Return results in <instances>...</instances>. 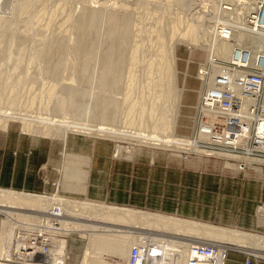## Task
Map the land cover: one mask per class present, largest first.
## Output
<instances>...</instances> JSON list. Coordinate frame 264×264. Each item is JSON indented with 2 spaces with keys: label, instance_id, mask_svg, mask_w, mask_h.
Instances as JSON below:
<instances>
[{
  "label": "rangeland",
  "instance_id": "obj_1",
  "mask_svg": "<svg viewBox=\"0 0 264 264\" xmlns=\"http://www.w3.org/2000/svg\"><path fill=\"white\" fill-rule=\"evenodd\" d=\"M25 6H29L30 9L29 7L27 9ZM193 11L194 2H189V0H0V20L2 23H4L3 25L2 23L0 25L3 27L2 29L0 28V38L2 39V41L0 40V79L2 81L0 82V88L2 87V90L0 91V97L3 95V97L0 98V115L4 113V119H8V122L6 123H9L4 130L0 128V132L7 133L11 130L22 137L39 140L42 144L47 145L46 148H44L41 157H45L47 154H49L50 150L52 155V151L54 150V158H56L54 164L55 169L53 171L51 169L52 165H44L49 167L48 169L46 168L47 172L49 171L48 174L50 176L48 181H45V178L42 180L49 188L48 191L42 193H25L39 195L45 198H50L52 195H55L56 198L61 200H69V202L73 201L99 204L83 195L84 192L82 191L73 192L77 191L74 190V188L72 191L66 190L68 189V174L72 173L76 167H79H75V165L71 163H75L71 157H77L80 155L70 150V141L72 140H76L77 145L81 146L83 149H86L88 154L93 153L96 150L98 143H103L101 145H105L106 150H103L102 148V151L106 152L109 150V154L111 155L112 159H114V161L135 163L138 164L136 165L137 167H140L139 163L143 164L141 165L142 167L144 164H148L149 167H152L154 170H159V168L166 169L168 167H176L191 176L192 174L196 173L199 175V177H202L201 175L209 177L213 176L219 181L223 179H229V181H238L242 184L250 183V185H264V172L262 173L261 169L259 170L261 164L256 160H245L243 159V154L241 153H230L228 151L214 149L209 147L206 143L196 140V135L198 134L197 132L199 130V122L202 119L199 113L200 101L203 92L208 85V80L204 79L202 74L206 70H209V72L211 71V67L208 66V61L214 55V47L212 46L215 42H217V39H213L204 32L201 25L203 18L201 16L199 18H193ZM95 12H97L96 15L101 14L102 18L100 15L99 17L100 19L104 20L103 22L101 20V27L99 29H95V32L81 34L82 31H78L79 29L76 27V25L79 23V20H81L85 13L87 14ZM112 17L114 19H120V21L127 22L128 29L122 30V33L128 37V41L126 43H123L121 40H119V37L116 38V41H110L108 40L110 38L106 37L108 35L107 31L105 33L106 29L104 22L105 20L109 21ZM154 29H156V32H153ZM192 30L196 32L195 36L186 34L187 31ZM98 33L105 34L102 35ZM82 35H84V37ZM94 36H97V38H92ZM89 37L90 39L94 40L93 43L95 44L90 45L89 43V45H85L83 42L82 45H78V42L81 38L86 40ZM193 37H195L196 40L193 39ZM160 39L164 40L163 46L165 47L160 50L166 51L164 53L170 57L167 58L168 60H171L170 62L172 63L174 71L172 72V75L174 76H172L173 79H171V81L172 87L175 89L174 93L177 95V97H175L176 95H173V98L167 101L169 104L165 102L167 105H165L164 102L155 99L157 98V93H160L159 88L161 89L167 78L161 79L164 78V76L157 74L158 72L155 71V66L152 67H154L153 71L156 73L152 71L154 74H150L148 72L149 68L151 67L148 66L149 63L150 65H153L158 62L159 64H155L156 67L161 64L160 61H162V54H160L159 47H156L159 46L157 43L159 42L160 44ZM89 42L92 41L90 40ZM135 45H137V47ZM77 46H87V49L82 47V49L78 48V50H75L77 49ZM90 48L94 49L91 50ZM155 50H158V53ZM74 51H80L82 53H86L88 51L93 52L91 57L89 56V60L92 62H85L84 65L86 66L80 70H77V68L74 66L75 59L70 55V53ZM8 53L9 57L6 56ZM132 55L134 58H136L133 61L139 62H133L134 65L137 64L135 68L133 67L134 65L130 66L131 63L129 62V59L132 57ZM157 55H159L160 58L157 57ZM114 56L124 58L128 57L129 59L123 58L124 62H122L124 64L121 68H119L121 70H115V74H117L118 71L119 73L117 75L114 74L109 79H107V81L111 83V87H108V83L107 88L114 90L111 91L106 88H104V90L99 84V80L101 79V70L103 69L102 66L108 63V61L109 63L111 61L112 63L113 61L116 62L117 57H115V59L113 58ZM81 58L83 59V57ZM88 58H86V60H88ZM91 58H93V60ZM112 58L114 60H112ZM86 60L83 59V62ZM48 64L51 67H47ZM129 66L133 68L132 70L128 71ZM27 69L28 76H24ZM50 69H52L55 73V75L52 77L48 76V71ZM83 69L87 73L84 72ZM79 71L82 73L84 72L85 78L87 76L88 78L80 80L78 77ZM146 71L149 73V75H146ZM10 74L13 75L10 76ZM129 74H134L133 76L135 78L132 76V80L126 79L129 78ZM147 76H150L153 79H149L150 77L147 78ZM113 77L115 78L114 80H112ZM151 80H153L152 83H150ZM7 81H10V83L19 81L21 83L17 84L14 82L13 84H8ZM114 81L115 83H113ZM130 81H133V86L131 89H129L131 86V84H129L131 83ZM152 84L154 86L153 88H150L152 87ZM10 85L14 86L15 89L10 90ZM115 85L119 87H113ZM148 85H150L149 88ZM49 87H54L56 89L55 94L50 97L46 94ZM71 88H75L78 91L79 96L72 104L68 105L67 107L62 106V102L68 97V90ZM127 90H134V92L130 93V91ZM2 91H5V93ZM128 92L130 94H128ZM128 95L130 96L125 99V97ZM105 98L110 99V104L113 103L114 107L116 108H114L115 110L113 111L115 114V121L113 120L114 122H111L110 120L109 122L105 121V123L102 122L103 120H99V118L101 119L100 105H102L101 102H105L102 101ZM10 99H13L14 101ZM127 101L128 103H126ZM32 102L34 104H31ZM154 102H156L155 105ZM139 103H145V105H140ZM161 103L164 104L166 108H169L171 104L172 106L167 109L169 112L166 111L168 113L166 115V119L169 121V125L166 124V126H169V132L166 133V130H163V133L161 130V134H159L160 130H157L159 131L158 133L156 130H152V128L155 129V127L152 125L156 123L154 122L155 120L157 121V119L160 118H158V115H160L166 109ZM130 104L134 106H131ZM156 105L159 106V108L156 107ZM135 106L137 110L135 109ZM160 106L163 109H161ZM140 107L142 110H145L146 108L147 109L146 111H142L141 109L138 110ZM130 108H133V110H130ZM155 109L158 111L155 112ZM148 111L153 112V116H150L152 114L148 115ZM128 118H131V120ZM126 119L129 120L132 125ZM141 119H145V121ZM38 120H41L42 123H34ZM57 122H59V124L65 122V125L61 124L62 126H60ZM23 123H25V126L26 124H32V126L30 125L29 127H25ZM56 125L59 126V129L54 128ZM75 125L82 126L84 128H91L93 130L98 128L100 129L102 127L105 128L106 132L108 131L107 129L110 130L112 128L111 132L116 129L115 131L119 130L117 133L120 132L122 135H127L130 133L131 135H121L117 138L114 137L115 135L108 136V133L104 134L105 132L96 133L93 131L94 133L91 132V134L68 133L65 141L63 142L58 137L56 138L54 136L56 134L55 132L52 133V131H55V129H57L56 132L60 129H63V126ZM45 126L46 131H48L47 127L50 128L49 131L52 130L50 133H48L51 135L47 136V134L46 136H42L41 133L45 132V130H43V127L45 128ZM40 128L41 130L39 134ZM32 130H35V132H32ZM132 131L137 132L135 134L140 135L135 137L136 135L132 133ZM151 131L152 133L154 131L157 137L159 135V140H166L167 138L165 139L164 136L167 134V137L169 136V139L171 140L177 138L178 140L182 139L183 141H188L186 142L187 144H182V147H179V145H177L178 143H173L175 140H173V144H168L164 148L163 146H154L151 142L148 143L149 141L145 142L144 140L146 136H152L154 134L150 133ZM132 134L135 136H132ZM144 135L146 136L144 137ZM155 135H153V137ZM142 137L143 139H141ZM136 138L138 139L137 141ZM67 141L68 151L66 150ZM139 141L142 142L140 143ZM190 141H192L191 145L188 144ZM193 142L196 146L193 145ZM50 145L51 149L49 150L48 146L50 147ZM194 146L196 148H194ZM120 147H122V149H120ZM26 156H31V153L26 154ZM89 164L90 163L82 164V172L85 173L86 177L89 170ZM65 167H70L67 171L71 172L65 174ZM80 171L81 170L79 169L78 172ZM73 181H75V179H73L72 182ZM85 181L86 179L84 180V183L78 181V186L82 187L83 185L85 187ZM63 185L66 187H62ZM260 200L261 199H259L255 207L256 214L259 215L262 220L260 221L261 224H259V229L254 228L248 231L239 227L236 228L215 224H213V226L264 237V218H262L260 214L261 208L264 207V202ZM1 206L3 207L1 208ZM7 206L8 204L6 203L5 205L0 204V209H6L9 211L15 209V211L17 210L16 212L20 214H27L25 211H31L29 214L32 216L29 217H35L36 215L37 217H41L47 216V211H49L53 206L58 205L53 202L50 206L43 210H25L22 205V207L17 206V208L16 206L14 208H7ZM19 208H22L23 210L20 211L24 212L21 213ZM61 208L63 209V207ZM6 210L5 212L0 213V237L5 240L7 237L4 236L7 233L9 226L14 225V223L11 224V220L17 219L16 216L11 215L8 217L9 221H7ZM32 213H36V215ZM63 215L66 219L63 221L67 223L69 221L79 224V222L82 220H86L83 222L88 221V224L92 222L94 224H100V221L94 217H91V221V218L89 217H75L68 211ZM178 218L191 220L183 217ZM32 220L34 222V219ZM23 221L31 222L28 219ZM107 223L110 225L113 223L118 224L116 226H128V230L130 232H137V239L139 237L143 238L155 234L167 235L163 234L165 230L147 226V224L143 222L137 221L131 223H111L107 221ZM31 225L35 226L36 223ZM73 226L71 225L68 226V228H64L66 232L58 231L59 228L57 226V233H54V237L57 240L66 241L65 250H67L64 252L66 256L63 258V262L65 264H68L69 262L68 254L71 252L70 247L72 248L73 264H80L79 262H81L84 249L88 244L87 238L85 236V233L88 232H83V230L78 231L76 224ZM13 228L12 230L16 229V227L14 229ZM35 230L36 229L32 228L31 226H26L21 229V231L28 236L32 235ZM68 231L70 232L68 233ZM121 237L125 239L127 238L126 235ZM106 238L114 239L113 236H108ZM115 238L118 239L117 237ZM201 240L223 245L221 241L218 242V240ZM68 241L70 243H68ZM2 244L6 246V242H3ZM11 254L14 255L13 251ZM229 254H235L234 257L237 259V264H264V260L252 256L245 250H227L224 264L226 263ZM0 256H3V259L1 258L0 260L5 261V263L7 260H11L6 257L4 258L5 255L3 250L0 251ZM106 259L108 262L112 261V264H116L115 262H117V259H114V257L110 255ZM12 261L15 260L13 259ZM120 262L121 261L118 263Z\"/></svg>",
  "mask_w": 264,
  "mask_h": 264
},
{
  "label": "bare ground",
  "instance_id": "obj_2",
  "mask_svg": "<svg viewBox=\"0 0 264 264\" xmlns=\"http://www.w3.org/2000/svg\"><path fill=\"white\" fill-rule=\"evenodd\" d=\"M25 7L28 9L29 6H25ZM29 9H30V7H29ZM96 13L97 12H95V13H87V14L85 13L82 16L81 20H79V23L76 25V27L79 29L78 31H82L81 34H84V33H87V32H88V34L91 33V32H95V29H99L101 27L100 26L101 25V20H102V19H100L101 14L96 15ZM99 15H100V17H99ZM103 19H105V18H103ZM103 21L104 20H102V22ZM1 23H2V21L0 20V25H1ZM104 23H105V29L106 30L104 28H102V29L105 30V33L107 31V35L108 36H106V37H109L110 38L108 40H110V41H112V40L113 41H116V38L119 37V40H121L123 43H126L128 41V37L125 34L122 33V30H127L128 29V25H127V22L126 21H120V19H114L112 17L109 21L105 20ZM3 24L4 23H2V25ZM0 28L2 29L3 27L0 26ZM155 30L156 29H154L153 32H156ZM158 32H160V31H158ZM195 33L196 32L193 31V30L186 32V34H188V35L191 34L192 36H195ZM95 34H97V33H95ZM98 34H102V33H98ZM104 34H102V35H104ZM159 34H161V33H159ZM82 36L84 37V35H82ZM95 37L97 38V36H94L92 38H95ZM102 38H104V37H102ZM159 38H161V37H159ZM157 39H158V37H157ZM193 39L196 40L195 37H193ZM0 40L2 41L1 38H0ZM90 40L92 42H89ZM95 41H96V39H95ZM163 41L164 40H161L160 44H159V42L157 43L159 46H156V47H159V50L160 49L162 50L163 47H164L163 46L164 45L163 44ZM83 42H84L85 45H89V43H90V45L95 44V43H93L94 40L90 39V37L88 39H86V40L84 38H81L79 40V42H78V45L79 46L82 45ZM79 46H77V49H75V50H78V48L82 49V47L84 45L81 46V47H79ZM135 46L137 47V45H135ZM244 46L249 49L248 50L246 48V50L248 52L247 53L248 55L250 54L251 56H255V55L259 54V52H263L264 53V32H260V34L258 36H255V35L237 34V35H234L229 41H227V40H217V42H215L212 47H214V51H213L214 56H216L217 58H219L221 64L223 65L224 62L227 63L228 61H231V59H232V51H233L234 48L239 47L240 49H242V47H244ZM86 47L87 46H85L83 48L87 49ZM91 47H93V46H91ZM94 48H95V46H94ZM94 48H90V49L93 50ZM136 50H139V49H136ZM161 50H160V54H162V61H160L161 64L158 67H156L155 64H159L158 62L155 63V64H153V65H150V63H149L148 66H151V67L149 68V71L148 72L150 74L156 73V72L153 71L154 70V67H152V66H155V71L158 72L157 74L164 76V78H161V77L160 78L161 79L167 78V80L165 82L164 81H161V82H164L165 84H163V86L161 87V89L159 88V92L160 93H157L156 92L157 93V95H156L157 98H155L156 100L158 99V101L160 100V101L164 102L165 105H167L165 102L171 100L173 98V95H176L174 93V90L175 89H173V87H172V81H171V79H173L172 76H174V75H172V72H174V71H173L172 63L170 62L171 60H168V58H167L169 56H167V54L164 53L166 51H164V50L161 51ZM133 52H134V50H133ZM156 52L158 53V50ZM92 54H93V52H91V51H88L86 53H82L80 51H74V52L70 53V55L75 59L74 66H75V68H77V70H80L83 67H85L86 66V65H84L85 62L86 63L92 62V61L89 60ZM136 55H138V54H136ZM6 56L9 57V53ZM94 56H95V54H94ZM81 57H83V59H85V60H86V58H88V57L89 58H88V60H86V61L83 62V59ZM115 57H117V56H114L113 58H115ZM157 57L160 58L159 55H157ZM113 58H112V60H114ZM123 58L124 57H117L116 62L113 61V63H112V61H111L109 63V61H108V63H106L104 66H102L103 69L101 70L102 72H101V76H100L101 79L99 80V84H100L101 87H103V89L104 88L108 89L107 88V85H108L109 82L107 81V79H109L112 75H114L115 72L119 68H121L123 66V64H124L123 63L124 62ZM125 58L127 59L128 57H125ZM91 59L93 60V58H91ZM134 59H136V58H134V56L132 55V57H130V59H129V62L131 63V65L129 63L130 66H133L134 65V63H133V62H135V61H133ZM7 60H9V59H7ZM135 63H139V62H135ZM136 65H134L133 67L135 68ZM130 66H129L128 71L129 70H132V68H133V67L131 68ZM47 67H51V66L48 64ZM119 70H121V69H119ZM83 71L86 72L84 69H83ZM133 71H135V70H133ZM133 71H131V72H133ZM152 71L154 73H152ZM48 72H49L48 73V76L49 77H52V76L55 75V73H54V71L52 69H50ZM84 72L83 73L80 72V71H79V73L76 72V73H78V77L80 78V80L88 78L87 74H86L87 77L85 78ZM118 73H119V71H118ZM147 73H146V75H149V73L148 74ZM117 74H115V75H117ZM12 75L13 74H10V76H12ZM74 75H75V73H74ZM133 75L134 74H129V78H126V79L132 80L131 78L134 77ZM24 76H28V69H27V71H26V73H25ZM76 76H77V74H76ZM0 77H1V74H0ZM114 77H113L112 80L115 79ZM149 77L150 76H147V78H149ZM152 77H153V75H152ZM152 77H150L149 79H153ZM209 78H212V75ZM20 81H22V80H20ZM147 81H149V80H147ZM0 82H2L1 79H0ZM7 82H8V84L10 83V81H7ZM14 82L17 83V84L18 83H21L19 81H14ZM14 82H11L10 84H13ZM116 82H117V80H116ZM132 82L129 83V84H131V86L129 87V89H131V87L133 86V83ZM152 82H153V80L150 81V83H152ZM113 83H115V81ZM110 85H111V83H109V86L108 87H111ZM210 85H211V81L208 79V85L207 86H210ZM116 86L117 85H115L113 87H115V88H118L119 87V86H117V87ZM149 86L150 85H148V88H149ZM151 86L152 87H150V88H153L154 85L152 84ZM10 87H11L10 90L15 89L14 86H11L10 85ZM1 88H0V91L2 90ZM132 89H135V88H132ZM108 90H111L112 91L114 89H110L109 88ZM127 91H130V90H127ZM9 92H11V91H9ZM55 92H56V89L54 87H49L46 94L50 97V96H53L55 94ZM132 92H134V90L130 91V93H132ZM3 93H5V91ZM130 93L128 92V94H130ZM154 94H155V92H154ZM4 95H7V94H4ZM9 95H11V94H9ZM235 95H236V97H235L234 101H236L239 104L240 97H239L238 94H235ZM78 96H79L78 95V91L75 88L69 89L68 90V97L66 98V100H64L62 102V106L67 107L68 105L72 104L74 102V100H76V98ZM129 96L130 95H128L127 97H125V96L124 97L126 99ZM2 97H3V95H2ZM2 97H0V98H2ZM175 97H177V95ZM10 100H13V99H10ZM109 100L110 99L105 98L104 100H102V101H105V102H101L102 105H100V107H101V112H100L101 119L99 118V120L100 121L103 120L102 122H105V121H108L109 122L110 120H111V122H114L115 121V119H114L115 118L114 117L115 114H114L113 111L116 108L114 107L113 103L110 104V101ZM156 100H154V101H156ZM124 101H126V100H124ZM128 101L126 103H128ZM34 102H36V101H34ZM7 103H9V102H7ZM10 103H13V102H10ZM155 103L156 102H154V105H155ZM157 103H159V102H157ZM167 103L169 104V102H167ZM31 104H34V103L32 102ZM132 104H134V103H132ZM139 104L140 105H145V103H143V104L139 103ZM164 104H162V106ZM165 105H164V107L166 108ZM131 106H134V105H131ZM136 106H137V104H136ZM136 106H135V109H136ZM170 106H172V104ZM170 106H169V108H170ZM141 107L138 110H140ZM156 107L159 108V106H157V105H156ZM160 108H161V106H160ZM169 108H166L165 111H163V112L159 110L160 112H162L161 114L159 113L160 115H158V118L159 117L160 118L157 119V121L155 120L154 122H156V123L152 125V126L155 127V129L152 128V130H156L157 133L159 132L157 130H160L159 134H161V130H162V132H163V130H166V133L169 132V130H168L169 129V126H166V124L169 125V121H168V119H166V115L168 114L167 112H169V110H167V109H169ZM131 109L133 110V108H130V110ZM146 109L145 110H142L141 109V110L142 111H146ZM161 109H163V108H161ZM157 111L158 110H156L155 112H157ZM145 113H147V112H145ZM2 114H3V116H2ZM2 114L0 115V128H2L4 130L9 123H6V122H8V119L5 120L4 119V113H2ZM131 114H133V113H131ZM143 114H144V112H143ZM147 114L148 115L152 114L150 116H153V112L148 111ZM154 117H155V115H154ZM167 118H168V116H167ZM133 119H134V117H133ZM129 120H131V118ZM129 120H127V121L131 124V122ZM141 120H144L145 121V119H141ZM133 121H135V120H133ZM32 122H30V123H32ZM37 122H41L42 123L41 120L40 121L38 120V121H36L34 123H37ZM57 123L60 126H62L61 124L65 125L64 124L65 122H63V123L60 122L61 124H59V122H57ZM23 124L25 126V123H23ZM30 125L32 126V124H30ZM30 125H27L26 124V126H28V127ZM58 125H56L57 127L55 126L54 128L59 129V126ZM47 129H48V131H46V126H45V128L43 127V130H45V132H47V133H45V132L44 133H41L42 136L43 135L46 136L48 133H50V131H52V130L49 131L50 128H48V127H47ZM57 129H55V131H52V133L55 132L56 134L54 133L55 134L54 136L56 138L58 137L63 142L65 141L66 136H67L68 133L91 134V132H93V131L96 132V133L105 132L104 134L108 133V136L115 135L114 137H117V138L122 135V134H120V132L117 133V131H119V130L115 131L116 130L115 129L114 131L111 132V129H112L111 128L110 130L107 129L108 131L106 132L105 128H102V127L100 129L98 128L96 130H93L91 128H87V127L84 128L82 126H76L75 125V126H63V129H60L59 131L56 132ZM40 130H41V128L39 129V134H40ZM102 130H105V131H102ZM33 131L35 132V130H32V132ZM133 131H132V133H134V134L137 133V132H133ZM36 133H38V132H36ZM150 133H152V131ZM153 133H154V131H153ZM128 134H130V133H128ZM152 134H150V135H152ZM49 135H51V134H48L47 136H49ZM127 135H122V136H127ZM135 135L132 134V136H135V137H138L140 134H135ZM153 135H155V133ZM153 135L152 136H149V135L146 136V135H144V137L146 136L144 138L145 142H148L149 141L148 143L151 142L152 145L158 146V147L159 146H161V147L163 146V148L166 145H168V144L171 145L173 143H178L177 145H179V147H180L182 144L184 145V143L187 144L186 142L188 141V140L187 141H185V140L183 141L182 139L181 140H178L177 138L176 139L174 138L173 140H175V142H173V140L169 139L170 138L169 136L167 137V134H166V136H164L165 139L167 138L166 140H164L163 138H162L163 140H159V138H160L159 135H158V137L156 135L153 137ZM50 137H52V136H50ZM128 138H129V136H128ZM205 138H207V136H205V135H202V134L201 135H196V140L197 141H203V140H205ZM133 139H134V137H133ZM141 139H143V137ZM137 140L138 139L136 138V141ZM139 142L141 143L142 141H139ZM191 142L192 141H190L188 144L191 145L192 144ZM194 142H193V145H195ZM195 146H194V148H196ZM120 149H122V147H120ZM194 150H196V149H194ZM119 154H120V152H119ZM68 155H70V154H68ZM68 168H70V167H68ZM68 168L66 169L65 174H68V172H71V171H67ZM85 178H86V175H85L84 172H81L80 173V172L74 170L72 173H69L68 174V185H67L68 191H72L73 188H74V190H77V191L79 189H83V186L82 187L81 186H78V181L81 182V183H84ZM73 179H75V181L72 182ZM62 187H64V185ZM53 202H55L58 205V206H55V207H57L56 210H53L55 208L53 206V208H51L49 211H47L46 214L56 213L58 215H63L64 213H66L68 211L72 215H74L75 217L76 216L77 217L78 216L79 217H83V218L84 217L85 218L86 217H89V218L94 217V218H97L98 221H100L99 222L100 224H94L93 222L88 224L87 223L88 221L87 222H83V221H86V220H82L81 222H79V224L72 223L71 222L72 226L76 224V227H78V229H77L78 231H82L83 230V232L84 231L85 232H88V233H85L86 234L85 236L87 238L88 244H87V246L84 249V252H83V255H82V258H81V262H79L80 264H112L111 263L112 261L108 262L107 259H106V258L109 257V255L112 256V257H114V259L116 258L117 259V262L121 261L119 264H129L131 248H132L133 245H136L137 244V242H138L137 240L142 239V238L139 237L137 239L136 238L137 235H136V237L134 236L135 237L134 239H128V236L127 235H126L127 239L121 237V236H123V235H125L127 233H125V234L122 233L123 232V230H122L123 228L120 229V226L121 225L120 226H116L118 224H114L113 222H117V223L118 222L119 223H128V222H130L131 223V222H137V221L138 222H143V223L147 224V226H152V227H155V228L163 229V230H165V232H163V234H167V235H158V234H155V235H151V236H148V237H143V238H153V239H156V240H159V241L163 242V246L162 247H163V249H165V252L162 251L161 257L160 258H157L155 260V264H171L169 260H170V257L173 256L172 253H174V252H180L181 255L178 257L177 264H182V262L185 260V257H186V251H182V250L179 249L180 246H179V243L178 242H181L182 243L180 245H185L189 241V239H192V240L193 239H200V240L201 239H204V240L205 239H208V240L209 239H211V240H218V242L221 241V243L223 244V246L221 248L222 250H224V248H225L226 251L227 250H237V251H242V250L244 251L245 250L249 254H251L252 256H254V257L258 258V259L264 260V237L263 236H258V235H255V234H248V233H244V232L237 231V230H231V229L221 228V227L209 225V224L202 223V222H197V221H192V220H185V219H181V218H177V217H172V216H167V215H162V214H155V213L153 214V213L142 212V211L134 210V209L133 210L132 209L131 210L130 209L129 210H125V209H120L118 207H114V206L112 207V206L104 205V204H101L100 205V204L84 203V202H73V201L72 202H69V200H63V199L61 200L59 198H56L55 195H52L50 198H45V197H42V196H39V195L27 194L24 191L23 192H18V191L2 190V189H0V204H2V205H5V203L8 204L7 208H9V207H13L14 208L15 206L17 208V206L20 207L22 205L25 210H43V209L47 208L48 206H50L51 203H53ZM2 207L3 206H1V208ZM61 207H63V209ZM263 209H264V207H263ZM5 210H1L0 209V213L5 212ZM20 210H23V209L22 208L21 209L19 208V211ZM6 211H7L6 212L7 213V215H6L7 216V218H6L7 221H9L8 220V217H10L11 215H13V216H16L17 219H22V220H27L28 219L31 222H33L32 218L29 217V216H32V215L29 214L31 211H25V212H27V214L17 213L16 212L17 210L15 211V209H13L11 211H9V210H6ZM22 212H24V211H22ZM32 214H34V213H32ZM34 215H36V213ZM69 216H71V215H69ZM35 217H37V215ZM80 219H82V218H80ZM19 221H21V220H19ZM60 221H61L60 222V225L63 226V227H65V224L66 223L63 222V219H61ZM91 221H92V218H91ZM101 221L103 222V224H102ZM107 221L108 222H111L113 224L110 225L109 223H107ZM11 226L12 225L9 226V228L7 230V233L4 236V237H7V239L5 240V239H2V237H0V251L3 250L4 251V255H5L4 257H7V258L9 257V255H8L9 252L8 251H9V244H10V236H12V231L11 230L14 227V226L13 227H11ZM123 227H125V226H123ZM168 233H170V234H168ZM130 234H132V233L130 232ZM85 236H81V237H85ZM105 236L106 237L113 236L114 239L113 238L108 239ZM118 236L121 237V238H119ZM115 237H117L118 239H116ZM3 242H6V246H4L2 244ZM157 250H162V249L157 248ZM63 251H64V244H61V245H59V249H57V251H56L57 253L54 252L55 253V258L52 261L55 262V263H52L51 261H45V262H43V264H65L63 262V258L60 257V255L62 254ZM50 255H52V250L46 251L44 253V257L45 258H49ZM1 258L3 259V256H0V259ZM8 259H10V258H8ZM85 259H86V261H85ZM7 261H9V260H7ZM222 261L223 260L220 259L219 262H218V264H224L225 261L224 262H222ZM0 264H6V263H4L3 260H0Z\"/></svg>",
  "mask_w": 264,
  "mask_h": 264
},
{
  "label": "built area",
  "instance_id": "obj_3",
  "mask_svg": "<svg viewBox=\"0 0 264 264\" xmlns=\"http://www.w3.org/2000/svg\"><path fill=\"white\" fill-rule=\"evenodd\" d=\"M191 1L194 2L193 18H203V30L213 39L229 41L237 34L258 36L260 32H264V0H189ZM246 48H234L231 61L224 62L223 65L214 55L208 61L211 72L204 69L206 71L202 77L209 79L211 85L207 86L201 97L199 113L202 119L197 135L207 136L201 142L211 148L241 153L245 160H256L261 164L259 170L263 173L264 53L251 56L247 54ZM211 75L212 78H209ZM235 94L240 97L239 104L234 101ZM46 215L41 218L30 217L34 222L11 220L16 231L12 230L10 237L8 258L11 257V260L6 261L7 264H43L45 261L55 263L52 260L61 244H64V251L60 257L66 256V241L57 240L54 233H57L58 228V231L66 232L64 228L72 224L63 221L66 223L63 227L60 225V220L65 219L63 215ZM35 223L36 226L31 225ZM26 226L35 228V232L29 236L24 234L21 229ZM191 240L185 245H179L180 250L186 251L182 264H218L220 259L225 261L227 251L225 248L221 249L223 245ZM162 246L163 242L153 238L139 239L131 248L129 264H155L162 251L165 252ZM156 247L162 250H157ZM50 250L52 255L45 258L44 253ZM12 251L14 255L11 254ZM172 255L170 263L177 264L180 252Z\"/></svg>",
  "mask_w": 264,
  "mask_h": 264
},
{
  "label": "crops",
  "instance_id": "obj_4",
  "mask_svg": "<svg viewBox=\"0 0 264 264\" xmlns=\"http://www.w3.org/2000/svg\"><path fill=\"white\" fill-rule=\"evenodd\" d=\"M101 144L98 143L96 152L88 154L76 140L70 141V150L80 154L71 157L75 162L71 163L79 166L75 170L80 169L81 173L82 164L90 163L86 186L82 185L83 189L78 190L90 200L100 205L183 217L209 225L239 227L248 231L260 228L262 220L255 207L259 199L264 202V185L242 184L229 179L219 181L213 176L199 177L196 173L191 176L176 167L154 170L148 164L142 167V163L137 167L135 163L114 161L109 150L102 151L106 146ZM46 146L11 130L0 132V189L34 193L48 191L42 180L48 181L50 176L46 168L49 167L44 165H52L53 171L56 158L54 150L51 155V145L48 146L50 153L41 157ZM28 153L31 156H26ZM260 214L264 218L263 207ZM123 226H120L122 233H127L128 239H134L137 232L130 234L128 226ZM70 250L68 263L73 264L71 247ZM234 255L229 254L225 264H237Z\"/></svg>",
  "mask_w": 264,
  "mask_h": 264
}]
</instances>
